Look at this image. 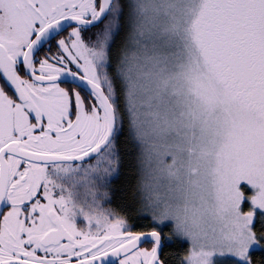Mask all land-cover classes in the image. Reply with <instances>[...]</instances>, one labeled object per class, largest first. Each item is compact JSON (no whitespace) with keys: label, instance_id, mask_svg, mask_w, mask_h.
Returning <instances> with one entry per match:
<instances>
[{"label":"snow or ice","instance_id":"obj_1","mask_svg":"<svg viewBox=\"0 0 264 264\" xmlns=\"http://www.w3.org/2000/svg\"><path fill=\"white\" fill-rule=\"evenodd\" d=\"M0 264H264V0H0Z\"/></svg>","mask_w":264,"mask_h":264}]
</instances>
